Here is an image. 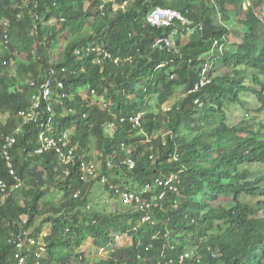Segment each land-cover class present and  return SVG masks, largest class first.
Segmentation results:
<instances>
[{
	"label": "trees",
	"instance_id": "1",
	"mask_svg": "<svg viewBox=\"0 0 264 264\" xmlns=\"http://www.w3.org/2000/svg\"><path fill=\"white\" fill-rule=\"evenodd\" d=\"M246 1L0 0V47L9 44L21 60L13 71L0 49L2 133H13L17 114L30 109L37 92L31 83L44 82L54 69L46 104L56 130L75 127L76 158L98 165L96 178L85 184L78 162L36 153L41 124L25 126L13 152L24 187L0 205V264L13 262L12 232L34 228L40 235L39 221L49 211L54 215L42 219L51 224L48 264H155L192 250L200 260L187 261L197 264H264V124L257 130V117H250V125H230L226 113L229 103L245 108L246 93L260 102L256 111H264V19L258 14L264 0H250L248 8ZM157 6L177 9L190 22L153 27L147 16ZM67 33L68 45L54 56ZM174 33H190L189 40H175L177 51L156 47L158 38ZM209 63V76L219 65L231 73L195 91ZM0 175L15 184L1 137ZM170 177L177 190L166 185ZM97 182L119 198L117 208L92 206ZM51 186L63 194L58 202L45 198ZM117 189L136 191L153 205H126ZM145 215L152 219L143 221ZM120 236L132 241L119 244ZM90 240L105 257L94 260L79 250Z\"/></svg>",
	"mask_w": 264,
	"mask_h": 264
},
{
	"label": "built area",
	"instance_id": "2",
	"mask_svg": "<svg viewBox=\"0 0 264 264\" xmlns=\"http://www.w3.org/2000/svg\"><path fill=\"white\" fill-rule=\"evenodd\" d=\"M130 1V0H129ZM128 1L125 2V4ZM247 6L251 5V1L247 0ZM147 23L153 27H168L176 23H180L185 26L188 23V19L183 13L177 9L170 7H155L147 16ZM176 33L171 37H160L156 40V47L161 49L178 50L176 44ZM175 38V39H174ZM108 54H105L107 56ZM117 62V60H116ZM209 68L205 66L202 71L201 84L196 86L195 91L199 88L210 83L212 76H209ZM55 70H51V75L47 80L41 83L32 82L31 86L37 91L33 95V101L30 109L21 110L16 116V124L13 133L4 135L0 129V137L2 138V154L6 161V168L10 175L16 180L15 184L10 186L9 183L0 175V205H4L11 196L18 194V191L24 187L23 180L19 177L15 165H14V147L18 142V135L21 134L25 126L32 124H41V131L39 134V147L36 153L42 154L45 152H53L57 154L63 164H70L78 162L81 174V180L86 184L96 178L97 164L94 162H87L83 156L76 158L75 151L77 145L73 144L71 138V131L58 132L54 124L53 107L50 104H46V101L51 98L53 89V80L55 79ZM61 88H63L62 82H59ZM49 113V114H48ZM138 120V119H137ZM127 164L132 169L135 166L133 159H128ZM68 173V172H67ZM174 178L170 177L165 181L166 185H170L171 189L177 190V188L171 184ZM102 181H107V178L102 177ZM162 184V180H156V184ZM147 185L142 193H145L150 188ZM120 197L126 205L136 204L137 207L150 208L153 204L147 199H143L141 194L136 191H120ZM82 191L79 190L75 194V198H80ZM161 198H164V194H161ZM91 206L89 205L88 208ZM152 219V215H145L143 221ZM26 221V219H25ZM48 232L42 231L40 235L34 234V228L21 229L19 231H13L8 242L12 245L14 250V258L12 264H48L47 262V244L45 237ZM195 257L200 260L199 256L192 250L184 255H181L179 259H164L160 258L155 264H189L188 259L192 260Z\"/></svg>",
	"mask_w": 264,
	"mask_h": 264
},
{
	"label": "rangeland",
	"instance_id": "3",
	"mask_svg": "<svg viewBox=\"0 0 264 264\" xmlns=\"http://www.w3.org/2000/svg\"><path fill=\"white\" fill-rule=\"evenodd\" d=\"M28 1V0H27ZM249 7V5H248ZM258 14L262 17V19H264V4L260 7ZM1 21H0V26H1ZM68 36L69 33L64 34L58 41L57 44L54 46L53 48V54L54 56L56 55V53L61 50L63 51L65 49V47L68 45ZM176 39L175 40H181V42L186 43L189 40V36L184 33V34H177L175 35ZM230 39L232 41H239L240 37L237 36H229ZM231 44V43H230ZM215 47V45H214ZM221 48L230 49V46H226V45H222ZM1 52L4 55H7L10 58L11 61V69L14 71L17 66L19 65L20 61L19 58L17 57V55H15L14 53H12L11 49H10V45L9 44H5L2 47H0ZM214 49L210 50V53H213ZM206 56V55H205ZM231 70L230 68L224 67L222 65H219L218 70L214 72V75L212 76V78L215 77H225L230 75ZM9 89L14 91L15 87L12 86L9 83ZM83 91V90H82ZM85 92V91H84ZM184 95V92L179 91L175 94L174 98H173V102H175V100H178L179 97H182ZM85 96V95H84ZM241 98L243 99L244 103H245V108H249V111H246L245 108H243L242 105L238 104L237 106H234L232 103H229L230 109H226V113H227V121L229 122L230 125H238L240 124V122L244 125H250L251 121H250V117H257V120L259 121L258 124L256 125V129L258 130L260 128V124L263 123L264 124V111L263 112H257V108L260 106V102L258 101L257 98H255L254 95H252L251 93H246V94H242ZM7 120V116L3 115L0 112V124H4ZM261 122V123H260ZM75 128V127H74ZM74 128L71 130L72 132L74 131ZM262 133L264 134V128ZM94 154H93V158L97 159L99 161V159L101 158V151L96 149V146L94 145ZM101 162L99 161V164ZM256 166H254L257 169V172L255 174H260L259 170V163L254 164ZM249 167L251 168V166L249 165ZM264 168V166H263ZM255 169V170H256ZM114 176V175H113ZM117 177V176H116ZM121 177L122 180L125 182L126 180H128L125 177L122 176H118ZM264 184V183H263ZM46 187V186H44ZM58 190L54 187L51 186L50 191L48 192V194L46 195V200L47 201H54V202H58L61 197H63V194L60 195V198L57 195ZM226 200H229L228 198H220V201L224 202ZM92 202V206H95L98 204L100 205H104V207L107 208V210H112L113 208H117L121 203H119V198L118 197H112L111 192L108 193L105 189L103 185H99L98 182L92 187L91 190V201ZM46 207V205L44 206ZM48 215H54L53 212H48L46 213L43 217H47ZM24 218L26 219V216H24ZM40 220L39 222H43V231L48 232L51 229V224L46 222L45 220ZM38 222V223H39ZM219 223V222H217ZM117 241L119 242V244H129L132 239L130 237L127 236H120L119 238H117ZM72 250H74V248L72 247ZM79 250L82 252L84 251L88 256H90L92 259H96L99 256L102 258V256L105 257V251L99 248H96L93 244H92V240L88 241L87 244H83ZM54 264V263H53Z\"/></svg>",
	"mask_w": 264,
	"mask_h": 264
},
{
	"label": "clouds",
	"instance_id": "4",
	"mask_svg": "<svg viewBox=\"0 0 264 264\" xmlns=\"http://www.w3.org/2000/svg\"><path fill=\"white\" fill-rule=\"evenodd\" d=\"M246 3H247V1L245 2V6H246V8H248V6H247ZM187 19H188V18H187ZM189 22H190V21H189V19H188V23H189ZM186 34H187V33H186ZM187 35L190 36V33H188ZM218 45H219V42H216V43H215V46H218ZM206 55H208L209 58H211V57L213 56V53H210V52H209V53L206 54ZM212 64H213V63H209V66H208V65H205V66H208L209 71H210V69H211V67H212ZM205 66H204V67H205ZM201 74H202V73H201ZM213 75H214V73H213ZM213 75H212V76H213ZM212 79H213V78H212ZM197 102H198V101H197ZM188 252H191V251H188ZM185 253H187V252H185ZM185 253H184V254H185ZM184 254H182V255H184ZM214 255H215V254H214ZM199 258H200V257H199ZM195 259H197V262H199V260H198L197 257H195V258L192 259L191 261H193V260H195ZM188 260H190V259H188ZM187 262H188V261H187ZM188 263H189V264H197V263H193V262H188Z\"/></svg>",
	"mask_w": 264,
	"mask_h": 264
},
{
	"label": "bare ground",
	"instance_id": "5",
	"mask_svg": "<svg viewBox=\"0 0 264 264\" xmlns=\"http://www.w3.org/2000/svg\"><path fill=\"white\" fill-rule=\"evenodd\" d=\"M250 7H251V6H250ZM183 15H184V14H183ZM184 16H185V15H184ZM185 17H186V16H185ZM186 18H187V17H186ZM187 24H188V23H187ZM187 24H186V25H187ZM181 25H182V24H181ZM186 25H185V26H186ZM182 26H183V25H182ZM168 27H169V26H168ZM201 81H202V79H201ZM201 81H200V83H199V84H201Z\"/></svg>",
	"mask_w": 264,
	"mask_h": 264
},
{
	"label": "crops",
	"instance_id": "6",
	"mask_svg": "<svg viewBox=\"0 0 264 264\" xmlns=\"http://www.w3.org/2000/svg\"><path fill=\"white\" fill-rule=\"evenodd\" d=\"M117 7H118V5H117Z\"/></svg>",
	"mask_w": 264,
	"mask_h": 264
}]
</instances>
